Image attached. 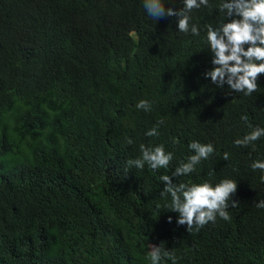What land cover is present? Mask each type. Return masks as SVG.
Instances as JSON below:
<instances>
[{
  "label": "trees",
  "instance_id": "1",
  "mask_svg": "<svg viewBox=\"0 0 264 264\" xmlns=\"http://www.w3.org/2000/svg\"><path fill=\"white\" fill-rule=\"evenodd\" d=\"M222 2L192 10L196 36L177 16L153 20L143 0H0V264H151V243L176 264H264V172L251 168L264 136L234 143L264 128V74L251 96L205 77L206 26L235 18ZM158 120L159 136H146ZM192 141L216 152L174 182L232 179L239 201L230 221L193 235L164 211L159 180L194 154ZM141 144L172 152L169 167L126 171Z\"/></svg>",
  "mask_w": 264,
  "mask_h": 264
},
{
  "label": "clouds",
  "instance_id": "2",
  "mask_svg": "<svg viewBox=\"0 0 264 264\" xmlns=\"http://www.w3.org/2000/svg\"><path fill=\"white\" fill-rule=\"evenodd\" d=\"M183 7L175 10L171 7L165 8V0H143V7L146 14L153 20H159L165 16H177L178 30L185 34L199 36L200 29L195 24H190V13L193 9L201 6L209 7V0H183ZM219 11L226 17L232 18L229 22L223 19L220 27L213 28L206 26V39L213 54V67L204 73L205 77L219 88L225 85L231 91L243 93L251 96L258 92L257 83L260 74H264V0H223L219 5ZM136 108L145 112H150L152 105L147 100H141L136 104ZM241 119L248 122L247 115ZM165 122L158 120L156 126L149 129L145 135L148 137H158L161 125ZM249 127L251 125L249 124ZM264 136V128H255L251 132L234 141L235 145L247 147L254 146V142ZM128 145L134 143L131 138H126ZM175 143V141H173ZM141 156L129 159L127 169L143 170L145 165L155 171L167 169L173 160V153L165 151L163 145L149 147L144 144L139 146ZM189 149L194 153L189 156L187 162H181L171 175H161L159 180L164 183V188L160 195L165 200L164 211L178 213L176 223L179 226H186V230L191 235L198 233L209 223H215L217 217L225 221H230L231 216L228 208L238 207L239 201L233 199L237 191V181L232 179H222L213 185L210 182L186 183L174 182L173 178L190 175L196 171L197 165L203 160L213 156L216 149L213 144H202L192 141ZM223 160H230V153L224 152ZM251 168L264 172V161L256 160L252 162ZM215 170L212 167L208 171L209 176H213ZM264 182V175L261 176ZM170 198V199H169ZM257 208L264 209V199L255 204ZM168 222H172V216L168 217ZM150 252L151 264H161L165 258L176 264L175 253L165 249L162 244L157 246L151 243Z\"/></svg>",
  "mask_w": 264,
  "mask_h": 264
}]
</instances>
